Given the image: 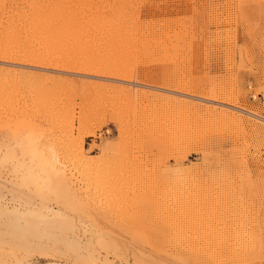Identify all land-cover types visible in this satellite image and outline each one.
Here are the masks:
<instances>
[{
  "label": "rangeland",
  "instance_id": "obj_1",
  "mask_svg": "<svg viewBox=\"0 0 264 264\" xmlns=\"http://www.w3.org/2000/svg\"><path fill=\"white\" fill-rule=\"evenodd\" d=\"M0 264H264V0H0Z\"/></svg>",
  "mask_w": 264,
  "mask_h": 264
},
{
  "label": "bare ground",
  "instance_id": "obj_2",
  "mask_svg": "<svg viewBox=\"0 0 264 264\" xmlns=\"http://www.w3.org/2000/svg\"><path fill=\"white\" fill-rule=\"evenodd\" d=\"M136 84H138V83H136ZM130 92V91H129ZM216 97H214L213 99H215ZM224 103V102H223ZM229 105V104H228ZM242 111H244L245 109L244 108H241V107H239ZM239 108H236V109H239ZM227 113V112H226ZM247 113H249L250 115H252V116H259L256 112H253V111H250V110H247ZM248 114V115H249ZM66 124H67V122H66ZM68 128L70 129V131L71 130H73L74 129V125H73V123L71 124V122L69 123L68 122ZM109 130V129H108ZM107 131V130H106ZM108 132V131H107ZM110 132H111V130H110ZM103 133H105V132H103ZM102 135V133H100V136ZM101 139V138H100Z\"/></svg>",
  "mask_w": 264,
  "mask_h": 264
},
{
  "label": "built area",
  "instance_id": "obj_3",
  "mask_svg": "<svg viewBox=\"0 0 264 264\" xmlns=\"http://www.w3.org/2000/svg\"><path fill=\"white\" fill-rule=\"evenodd\" d=\"M107 132V131H106ZM99 135H100V133H99Z\"/></svg>",
  "mask_w": 264,
  "mask_h": 264
}]
</instances>
